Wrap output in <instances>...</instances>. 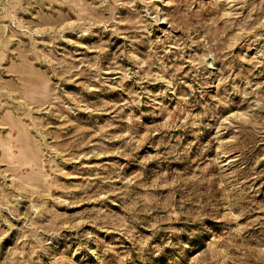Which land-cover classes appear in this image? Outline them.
<instances>
[{
    "label": "rangeland",
    "instance_id": "374dc122",
    "mask_svg": "<svg viewBox=\"0 0 264 264\" xmlns=\"http://www.w3.org/2000/svg\"><path fill=\"white\" fill-rule=\"evenodd\" d=\"M0 264H264V0H0Z\"/></svg>",
    "mask_w": 264,
    "mask_h": 264
}]
</instances>
